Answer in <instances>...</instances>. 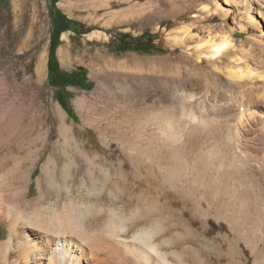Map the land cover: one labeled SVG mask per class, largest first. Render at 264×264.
<instances>
[{
	"label": "rangeland",
	"instance_id": "rangeland-1",
	"mask_svg": "<svg viewBox=\"0 0 264 264\" xmlns=\"http://www.w3.org/2000/svg\"><path fill=\"white\" fill-rule=\"evenodd\" d=\"M52 10L69 20L61 32ZM263 10L239 0H0L8 202L26 198L50 215L72 200L90 210L88 228L120 219L171 264H264ZM52 43L54 74L82 70L89 88L52 83ZM192 107L218 121L196 126Z\"/></svg>",
	"mask_w": 264,
	"mask_h": 264
},
{
	"label": "bare ground",
	"instance_id": "bare-ground-1",
	"mask_svg": "<svg viewBox=\"0 0 264 264\" xmlns=\"http://www.w3.org/2000/svg\"><path fill=\"white\" fill-rule=\"evenodd\" d=\"M239 3L245 12H250L254 3L264 8V0H239ZM259 14L264 16V12ZM247 19L253 22L256 17L248 13ZM258 36L259 42L264 46V32ZM228 44L229 40L224 38L210 45L214 52L219 53ZM210 93V90H207L206 94L210 95ZM193 96V101H197L200 97L198 93H194ZM237 112L238 117L233 124L235 129H232L235 138L239 136L238 125L243 123L244 117L243 110ZM203 113L192 107L191 121L195 125L205 120L218 121V116L216 118L215 114L211 116ZM262 128H264V121ZM206 133L213 135L214 132L211 133L208 130ZM37 164V161L32 160L23 167L25 173L20 183L24 188V197H29L31 193L33 174ZM174 195L178 197L177 194ZM27 208H30L29 200L25 198L21 206L12 204L8 202L0 188V217L7 229V238L0 242V262L3 264H171L166 258L167 255L165 256V253L151 242L147 231H137L128 238V229L120 219L112 218L111 221L99 227L88 228L86 220L91 214L90 210L81 204L73 203L72 200L63 205L60 210L50 212V215H45L48 212L44 214V210L39 208H30L29 211Z\"/></svg>",
	"mask_w": 264,
	"mask_h": 264
},
{
	"label": "trees",
	"instance_id": "trees-1",
	"mask_svg": "<svg viewBox=\"0 0 264 264\" xmlns=\"http://www.w3.org/2000/svg\"><path fill=\"white\" fill-rule=\"evenodd\" d=\"M56 0H54L55 3ZM52 16L54 15L59 22V31L61 32L62 30L65 29V26H62V24H67L68 19L64 14L59 12L58 10H52L51 11ZM149 36H142L139 40L143 41L145 39H149ZM54 56V45L53 43L50 45V59L48 60V69H49V75L52 83L55 84V78H57L62 85H68V84H76L79 86H82L84 88H89L91 86V82L87 80L85 77V74L82 70H76V71H65L62 69H57V74H54V67H53V59Z\"/></svg>",
	"mask_w": 264,
	"mask_h": 264
}]
</instances>
